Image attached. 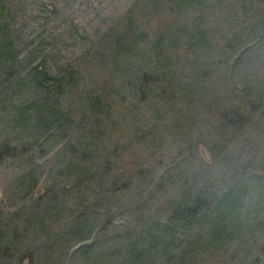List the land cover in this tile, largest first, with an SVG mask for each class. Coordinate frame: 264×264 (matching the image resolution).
I'll return each mask as SVG.
<instances>
[{
	"label": "rangeland",
	"instance_id": "1",
	"mask_svg": "<svg viewBox=\"0 0 264 264\" xmlns=\"http://www.w3.org/2000/svg\"><path fill=\"white\" fill-rule=\"evenodd\" d=\"M139 260L264 264V0H0V264Z\"/></svg>",
	"mask_w": 264,
	"mask_h": 264
},
{
	"label": "trees",
	"instance_id": "2",
	"mask_svg": "<svg viewBox=\"0 0 264 264\" xmlns=\"http://www.w3.org/2000/svg\"><path fill=\"white\" fill-rule=\"evenodd\" d=\"M194 204H196L195 201H194ZM194 204H193V205H194ZM191 213H194V207L191 208ZM180 260H181V259H180ZM132 264H147V263H143L142 260H139V261L133 262Z\"/></svg>",
	"mask_w": 264,
	"mask_h": 264
}]
</instances>
